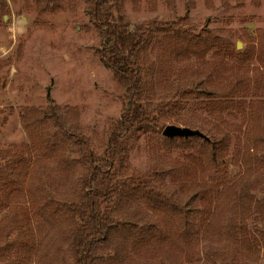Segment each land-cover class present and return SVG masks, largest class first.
Returning a JSON list of instances; mask_svg holds the SVG:
<instances>
[{
  "label": "rangeland",
  "instance_id": "374dc122",
  "mask_svg": "<svg viewBox=\"0 0 264 264\" xmlns=\"http://www.w3.org/2000/svg\"><path fill=\"white\" fill-rule=\"evenodd\" d=\"M7 2V13L0 14V151L31 144L21 115L27 107H39L53 138L67 143L66 154L77 177L82 170L76 147L55 127L50 108L67 125L83 131L96 152H103L112 122L122 115L123 89L101 62L98 51L103 40L89 21L86 0ZM124 7L125 22L131 28L152 18L180 16L199 32L194 46L173 58L162 51L160 42L151 44L148 52L155 65L156 100L174 85L201 81L215 97L223 98L237 87L234 98L238 102L219 112L202 99L187 100L159 131L135 138L129 152L131 168L157 170L160 181L180 195L194 196L200 211L191 231L203 226V210L214 207L223 186L243 174L245 153H252L253 158L248 163L253 169L246 173L257 182L252 193L263 200L264 0H126ZM167 124L198 128L208 138L163 136ZM212 141L219 148L226 147L223 163L220 153L214 157L210 151ZM38 155L27 178L19 180L23 194L0 193L10 201L0 208V264H19L20 259L22 264H73L62 228L57 221L47 223L42 213L57 220L53 213L72 195L73 185L57 162ZM5 162L2 158L1 167ZM235 203L234 198L223 209V224ZM253 209L248 226L258 236L255 227L260 222ZM124 212L129 215L123 218L132 221L126 226L133 228V236L124 242L131 264H264L261 240L258 259L236 251L225 234L201 233L176 247L169 241L182 228L176 216L142 200ZM230 246L234 248L230 256L214 258ZM111 253L102 251L104 258Z\"/></svg>",
  "mask_w": 264,
  "mask_h": 264
},
{
  "label": "trees",
  "instance_id": "16d2710c",
  "mask_svg": "<svg viewBox=\"0 0 264 264\" xmlns=\"http://www.w3.org/2000/svg\"><path fill=\"white\" fill-rule=\"evenodd\" d=\"M125 1L86 0L89 21L103 40L98 51L101 62L123 89L120 96L122 115L112 122L104 151L96 152L85 133L67 125L61 114L51 107L50 115L55 127L76 147L77 163L82 170L76 177L75 165L66 154L67 143L54 139L48 131L43 109L27 107L21 119L32 142L19 143L0 151V163L2 158L6 161L4 167L0 164V193L23 194V189L18 187L19 180L27 178L32 164L41 156L39 153L47 161L57 162L61 172L67 173L73 193L64 199L62 208L53 213L57 220L54 221L44 211L42 213L47 223L52 225V221H57L62 228L73 264H131L124 242L133 236V228L126 226L132 221L123 216L129 215L124 210L133 209L138 200L154 204L179 219L182 228L177 237L168 238L176 247L182 240L188 242L192 237L199 238L201 233L208 236L225 234L230 244L238 248L236 251L258 259L261 252L259 242L264 243V198H255L252 190L257 188V182L246 176L253 169L248 164L252 162V153L243 155L246 168L243 174L223 186L213 208H204V224L195 231L190 228L197 225L200 207L194 196L180 195L160 181L157 170L142 172L131 168L129 152L135 138L148 131H159L164 121L178 112L187 100L202 99L203 103L219 112L238 102L234 98L237 87L233 86L223 98L215 97L214 91L201 81L174 85L163 98L156 100L153 85L156 71L148 52L151 44L160 42L162 51L173 58L194 46V37L199 32L184 24L180 16L175 19L152 18L131 28L125 22ZM7 6V0H0V14L7 13ZM208 146L214 157L220 153L219 161L223 163L226 147L219 148L214 141ZM255 161L261 162L258 157ZM4 197L0 196V208L10 202L7 195ZM234 198L236 203L231 216L223 224L222 211ZM252 208L260 222L255 227L258 236L248 226ZM228 248L216 252L214 258L230 256L234 248ZM106 250L112 253L104 258L102 251ZM23 261L20 259L19 264Z\"/></svg>",
  "mask_w": 264,
  "mask_h": 264
},
{
  "label": "water",
  "instance_id": "95a60500",
  "mask_svg": "<svg viewBox=\"0 0 264 264\" xmlns=\"http://www.w3.org/2000/svg\"><path fill=\"white\" fill-rule=\"evenodd\" d=\"M241 46V43L238 44V47ZM163 136H167L169 138H176V137H196L201 136L204 138H208L200 129L196 128L193 129L188 126L183 125H175V124H167L162 131Z\"/></svg>",
  "mask_w": 264,
  "mask_h": 264
}]
</instances>
